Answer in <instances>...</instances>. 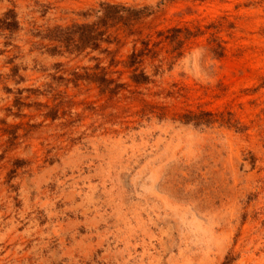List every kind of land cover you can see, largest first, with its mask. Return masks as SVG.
<instances>
[{
    "label": "rangeland",
    "instance_id": "374dc122",
    "mask_svg": "<svg viewBox=\"0 0 264 264\" xmlns=\"http://www.w3.org/2000/svg\"><path fill=\"white\" fill-rule=\"evenodd\" d=\"M0 264H264V0H0Z\"/></svg>",
    "mask_w": 264,
    "mask_h": 264
},
{
    "label": "trees",
    "instance_id": "16d2710c",
    "mask_svg": "<svg viewBox=\"0 0 264 264\" xmlns=\"http://www.w3.org/2000/svg\"><path fill=\"white\" fill-rule=\"evenodd\" d=\"M146 9L135 10L124 5L102 4L100 10L97 11L98 15L95 23L74 25L71 28L61 29L60 36L57 38L65 43L66 47L75 51H82L86 48L97 49L100 43L106 40L104 37L105 30H102V28H107L123 20L126 21V19L139 20L147 15ZM142 54V52L133 53L130 57L131 64L138 63L136 60H140ZM133 79L137 83H144L149 80L143 72L134 74Z\"/></svg>",
    "mask_w": 264,
    "mask_h": 264
}]
</instances>
